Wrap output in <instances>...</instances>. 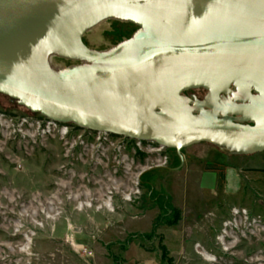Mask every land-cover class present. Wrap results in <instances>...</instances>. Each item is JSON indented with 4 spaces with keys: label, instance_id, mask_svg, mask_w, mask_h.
<instances>
[{
    "label": "water",
    "instance_id": "obj_1",
    "mask_svg": "<svg viewBox=\"0 0 264 264\" xmlns=\"http://www.w3.org/2000/svg\"><path fill=\"white\" fill-rule=\"evenodd\" d=\"M108 19L137 28L86 45ZM233 89L238 102L220 103ZM0 93L54 121L175 149L173 169L203 141L262 152L264 0H0Z\"/></svg>",
    "mask_w": 264,
    "mask_h": 264
},
{
    "label": "rangeland",
    "instance_id": "obj_2",
    "mask_svg": "<svg viewBox=\"0 0 264 264\" xmlns=\"http://www.w3.org/2000/svg\"><path fill=\"white\" fill-rule=\"evenodd\" d=\"M136 28L108 19L83 41L102 50ZM31 113L0 93V264H264V151L230 155L203 141L184 147L173 169L175 149L143 142L136 154L126 138L122 162L91 137L67 152L56 131L24 135L10 118ZM146 166L137 198L96 208L111 185L127 189ZM77 200L90 206L77 209Z\"/></svg>",
    "mask_w": 264,
    "mask_h": 264
},
{
    "label": "built area",
    "instance_id": "obj_3",
    "mask_svg": "<svg viewBox=\"0 0 264 264\" xmlns=\"http://www.w3.org/2000/svg\"><path fill=\"white\" fill-rule=\"evenodd\" d=\"M1 117V115H0ZM11 117V122L17 124L19 127V131L22 130L23 134L31 137L32 135L39 137H46L51 135L53 132H57L59 136L64 139V143L67 145L66 151L70 152L77 145L85 148L88 144V138L91 137V145L96 149H101L102 151H106L108 148H112L113 151H117V157L119 159L122 158V162L125 159H128V155L124 153V148H126V144L124 143V139L135 141L137 149H135V153H140L141 148L140 145L143 142L147 143L146 149L151 150H161L163 146L158 145L157 143L150 140H138L133 138H128L125 136H117L104 131H94L86 128H80L73 123H62L58 121H54L48 117H45L39 113H31V114H22L19 116ZM15 119V120H14ZM12 123V124H13ZM22 126V127H20ZM67 137V138H66ZM69 137H72L71 139ZM150 143L154 144L153 146ZM157 147V148H156ZM123 150V152H121ZM121 156V157H120ZM167 162L166 157L162 159V162L156 164L157 166H166ZM153 166L143 167L141 170L137 172V174L131 179V184L125 190L121 189V184L111 185L102 195L97 198V209H106L113 210L114 209V200L118 195L122 201L131 202L135 198H137L140 194L139 182H140V173L146 169H149ZM84 200H77V209H81L85 206ZM90 204V202H89Z\"/></svg>",
    "mask_w": 264,
    "mask_h": 264
},
{
    "label": "flooded vegetation",
    "instance_id": "obj_4",
    "mask_svg": "<svg viewBox=\"0 0 264 264\" xmlns=\"http://www.w3.org/2000/svg\"><path fill=\"white\" fill-rule=\"evenodd\" d=\"M197 89H203V88H193V89H189L187 91H185V94L190 96V95H195L198 99H204L207 95V90L203 89L205 91V93L203 94L202 97H199L196 93H194L193 91L194 90H197ZM219 102L226 105V104H229V103H233V102H238L236 100V90L233 89V92H229V93H220L219 94V98H218Z\"/></svg>",
    "mask_w": 264,
    "mask_h": 264
},
{
    "label": "bare ground",
    "instance_id": "obj_5",
    "mask_svg": "<svg viewBox=\"0 0 264 264\" xmlns=\"http://www.w3.org/2000/svg\"><path fill=\"white\" fill-rule=\"evenodd\" d=\"M181 151H182V150H181ZM183 162H184V160H183ZM157 167H160V166H157ZM145 172H146V171H145ZM145 172L142 171V172L140 173V176H141L142 174H144ZM85 206H90L89 202H85ZM54 214L56 215V214H58V213H54ZM54 214H50V212L47 211V212H46V217L52 218V216H54ZM205 255H206V254H205ZM206 256H207V255H206Z\"/></svg>",
    "mask_w": 264,
    "mask_h": 264
},
{
    "label": "crops",
    "instance_id": "obj_6",
    "mask_svg": "<svg viewBox=\"0 0 264 264\" xmlns=\"http://www.w3.org/2000/svg\"><path fill=\"white\" fill-rule=\"evenodd\" d=\"M49 212V211H48ZM54 216H55V214H54ZM54 216H52V218H54Z\"/></svg>",
    "mask_w": 264,
    "mask_h": 264
},
{
    "label": "trees",
    "instance_id": "obj_7",
    "mask_svg": "<svg viewBox=\"0 0 264 264\" xmlns=\"http://www.w3.org/2000/svg\"><path fill=\"white\" fill-rule=\"evenodd\" d=\"M145 174V173H144Z\"/></svg>",
    "mask_w": 264,
    "mask_h": 264
}]
</instances>
